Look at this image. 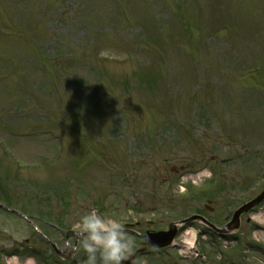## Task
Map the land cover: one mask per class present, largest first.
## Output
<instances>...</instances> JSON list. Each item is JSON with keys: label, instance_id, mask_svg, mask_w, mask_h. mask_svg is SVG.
Listing matches in <instances>:
<instances>
[{"label": "rangeland", "instance_id": "374dc122", "mask_svg": "<svg viewBox=\"0 0 264 264\" xmlns=\"http://www.w3.org/2000/svg\"><path fill=\"white\" fill-rule=\"evenodd\" d=\"M262 189L264 0H0V204L38 225L0 208V264H85L52 245L92 208L163 229ZM204 229L132 263L264 264V201Z\"/></svg>", "mask_w": 264, "mask_h": 264}, {"label": "clouds", "instance_id": "9594fccd", "mask_svg": "<svg viewBox=\"0 0 264 264\" xmlns=\"http://www.w3.org/2000/svg\"><path fill=\"white\" fill-rule=\"evenodd\" d=\"M74 227L76 243L68 241L65 248L75 253L82 247L85 264H125L135 253L136 241L127 235V227L118 217L92 208L78 218Z\"/></svg>", "mask_w": 264, "mask_h": 264}, {"label": "water", "instance_id": "95a60500", "mask_svg": "<svg viewBox=\"0 0 264 264\" xmlns=\"http://www.w3.org/2000/svg\"><path fill=\"white\" fill-rule=\"evenodd\" d=\"M262 199H264V190L258 196H256L253 200H251L250 202H248L247 204L242 206L238 211H236V213L234 214V218L229 223L227 228L232 229V228L238 227V216H239V214L243 210H245L251 206L257 205ZM198 218L204 222V219L202 217H198ZM175 227H176V223H171L169 225V230L166 232H157V233L148 234L146 242L148 244L155 246V247L167 246L175 236V231H176Z\"/></svg>", "mask_w": 264, "mask_h": 264}, {"label": "flooded vegetation", "instance_id": "af4514ba", "mask_svg": "<svg viewBox=\"0 0 264 264\" xmlns=\"http://www.w3.org/2000/svg\"><path fill=\"white\" fill-rule=\"evenodd\" d=\"M207 219H208L211 223L215 224L216 226H223V225L228 221L229 216H228V215L224 216V218H223L220 222H216L213 218H207ZM141 224H142L141 221H136L134 225H131V226H130V228H131L132 230H135V228H140V227H141ZM149 224L151 225L152 222H150ZM149 230H158V229H150V228H147V227H146L145 229H142V230H139V231H138L139 236H137V237H139V238L141 239V243H142V247L139 249V252H140V251L142 252V250L158 251L157 249H153V248H151V247H149V246L144 245V239L141 237V235H143L146 231H149ZM135 231H136V230H135ZM203 232H204L205 234L215 235V233H214L213 231H211V230H210L209 228H207V227L203 230ZM132 257H133V256H132Z\"/></svg>", "mask_w": 264, "mask_h": 264}, {"label": "bare ground", "instance_id": "6f19581e", "mask_svg": "<svg viewBox=\"0 0 264 264\" xmlns=\"http://www.w3.org/2000/svg\"><path fill=\"white\" fill-rule=\"evenodd\" d=\"M190 234H191V239H192L193 234H192V233H190ZM191 239H189V241L187 242V247H186V249H189V248L192 246V241H191Z\"/></svg>", "mask_w": 264, "mask_h": 264}]
</instances>
